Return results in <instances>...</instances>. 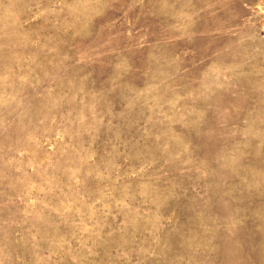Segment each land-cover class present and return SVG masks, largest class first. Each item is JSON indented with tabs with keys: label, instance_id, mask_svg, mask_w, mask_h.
I'll return each instance as SVG.
<instances>
[{
	"label": "rangeland",
	"instance_id": "1",
	"mask_svg": "<svg viewBox=\"0 0 264 264\" xmlns=\"http://www.w3.org/2000/svg\"><path fill=\"white\" fill-rule=\"evenodd\" d=\"M0 264H264V0H0Z\"/></svg>",
	"mask_w": 264,
	"mask_h": 264
}]
</instances>
